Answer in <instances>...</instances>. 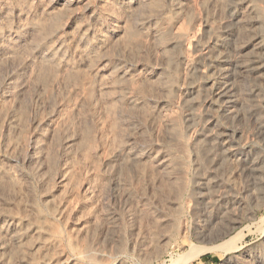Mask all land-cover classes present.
Wrapping results in <instances>:
<instances>
[{"label": "rangeland", "instance_id": "obj_1", "mask_svg": "<svg viewBox=\"0 0 264 264\" xmlns=\"http://www.w3.org/2000/svg\"><path fill=\"white\" fill-rule=\"evenodd\" d=\"M116 1L0 0V255L264 264V0Z\"/></svg>", "mask_w": 264, "mask_h": 264}, {"label": "bare ground", "instance_id": "obj_2", "mask_svg": "<svg viewBox=\"0 0 264 264\" xmlns=\"http://www.w3.org/2000/svg\"><path fill=\"white\" fill-rule=\"evenodd\" d=\"M66 1V0H65ZM118 1V0H117ZM116 1V2H117ZM122 1V0H121ZM120 1V2H121ZM133 1V4H134V2H136L137 3V1L138 0H132ZM218 1V0H217ZM257 1V0H256ZM3 2V1H2ZM5 2V1H4ZM119 2V3H120ZM189 2V1H188ZM188 2H186V3H188ZM129 3V2H128ZM214 3V2H213ZM2 4V3H1ZM126 4V3H125ZM220 4V3H219ZM242 4H245V6L247 5V7H248V10L249 11H247V12H249L250 13V11L252 12L256 7H257V5H256V3H255V0H226L225 1V5L229 8V13H231V14H233L234 15V17H235V19H236V21L235 22H237V20H238V22L239 23H241L242 22V19L243 18H238V12H239V9H241V7H242ZM259 4V3H258ZM116 5V4H115ZM123 5V4H122ZM138 5V4H137ZM210 5V4H209ZM21 6V5H20ZM69 6V5H68ZM131 6V5H130ZM244 6V5H243ZM70 7V6H69ZM134 7V6H133ZM247 7H244V9H246ZM92 8V7H91ZM130 8H132V6L130 7ZM135 8V7H134ZM178 11H183L184 9H185V7H184V4L182 3V1L181 0H177V2H176V7H175ZM243 8V7H242ZM128 9V8H127ZM136 9V8H135ZM143 9V8H142ZM132 10V9H131ZM247 10V9H246ZM256 10V9H255ZM89 11V10H88ZM143 11V10H142ZM240 11H242V9L240 10ZM131 12V11H130ZM15 13V12H14ZM67 13V12H66ZM139 13V12H138ZM52 14V13H51ZM14 15V14H13ZM23 15H24V13H23ZM93 16V15H92ZM134 16V15H133ZM132 16V17H133ZM243 16V15H242ZM1 17V16H0ZM115 17V16H114ZM233 17V16H232ZM240 17V16H239ZM47 18V17H46ZM48 18H49V16H48ZM92 18V17H91ZM111 18V17H110ZM231 18V17H230ZM252 18V17H251ZM24 19V18H23ZM86 20V19H85ZM142 20V19H141ZM231 20V19H230ZM244 20V19H243ZM26 21V20H25ZM79 22V21H78ZM96 22V21H95ZM133 22V21H132ZM131 22V23H132ZM237 22V23H238ZM239 23H238V25H239ZM101 25V24H100ZM13 26V25H12ZM133 26V25H132ZM86 28V27H85ZM84 28V29H85ZM115 28V27H114ZM118 28V27H117ZM101 29V28H100ZM80 31V30H79ZM102 31V30H101ZM88 33V32H87ZM115 33V32H114ZM32 34V33H31ZM215 37V36H214ZM15 38V37H14ZM19 38V37H18ZM243 39V38H242ZM254 39H255V37H254ZM175 40V39H174ZM55 41V40H54ZM251 41V40H250ZM257 42H255V40H254V42H248L249 44V46L251 47L250 49H253V48H255V45H258L259 46V44H261L262 43V39H258L257 38V40H256ZM22 45V44H21ZM61 45V44H60ZM91 45V44H90ZM246 46V45H245ZM82 47V46H81ZM247 47V46H246ZM16 48V47H15ZM61 48V47H60ZM262 48V47H261ZM18 51V50H17ZM64 51V50H63ZM49 52V51H48ZM71 52H73V51H71ZM93 52V51H92ZM15 53H18V52H15ZM36 53V52H35ZM4 54V53H3ZM51 55V54H50ZM24 56V55H23ZM2 57V56H1ZM37 57H38V55H37ZM40 57V56H39ZM10 59V58H9ZM29 59V58H28ZM39 59V58H38ZM242 62V61H241ZM233 64V63H232ZM85 65V64H84ZM81 66V65H80ZM125 66V65H124ZM239 71L240 72H242V73H246V72H248V73H251V74H257V73H259V72H261V67H262V64H258V62H256L255 60H252V58L249 56V59H247L245 62H243V63H241L239 66ZM124 68V67H123ZM36 69V68H35ZM238 69V68H237ZM263 73V72H262ZM121 74V73H120ZM223 74V73H222ZM237 76V75H236ZM248 76V75H247ZM164 80V79H163ZM242 81V80H241ZM229 82V81H228ZM22 84V83H21ZM98 86V85H97ZM25 89V88H24ZM23 89V90H24ZM22 90V89H21ZM9 91V90H8ZM101 91V90H100ZM17 92V91H16ZM249 92H251L252 93V90L250 91L249 90ZM245 93V92H244ZM221 94L222 95H225L226 97H228V101L227 102H232L233 101V93L231 92V90H229V88H227V87H225L224 89H222V92H221ZM249 94V93H248ZM197 95V94H196ZM20 96V95H19ZM21 96H22V94H21ZM20 96V97H21ZM244 96V95H243ZM128 99V98H127ZM20 100V99H19ZM142 102V101H141ZM197 102V101H196ZM232 104V103H231ZM16 106H18V105H16ZM157 111V110H156ZM11 114V113H10ZM13 114V113H12ZM11 114V115H12ZM210 114V113H209ZM237 115V114H236ZM18 117V116H17ZM5 121V120H4ZM3 121V122H4ZM123 121V120H122ZM13 122V121H12ZM17 125V124H16ZM5 126V125H4ZM260 127H261V129L264 131V120H263V122L261 121V124H260ZM217 129V128H216ZM218 130V129H217ZM6 131V130H5ZM12 131V130H11ZM224 132V131H223ZM2 133V132H1ZM19 133V132H18ZM222 133V132H221ZM49 134V133H48ZM49 135H51V133L49 134ZM212 135V134H211ZM214 135V134H213ZM220 136V135H219ZM40 137V136H39ZM51 137V136H50ZM221 137V136H220ZM209 138H210V136H209ZM213 138H215V139H218V136H215V137H213ZM67 139H69V138H67ZM42 140V139H41ZM44 140V139H43ZM212 140H214V139H212ZM218 141V140H217ZM47 143H50V142H48L47 141ZM33 144H34V142H33ZM134 148H135V146H134ZM136 149V148H135ZM218 149V148H217ZM119 153V152H118ZM147 154V153H146ZM213 154V153H212ZM1 156V155H0ZM31 156V155H30ZM131 156V155H130ZM119 157V156H118ZM139 157V156H138ZM5 158H6V156H5ZM132 160V159H131ZM5 161V160H4ZM142 161V160H141ZM6 163V162H5ZM167 163V162H166ZM165 163V164H166ZM12 165V164H11ZM10 166V165H9ZM167 166V165H166ZM4 167H6V166H4ZM2 169V168H1ZM169 169V168H168ZM11 171V170H10ZM16 172V171H15ZM1 176L2 177H5V178H7L8 177V169H7V167L6 168H4L3 169V171L1 172ZM10 176V175H9ZM200 180V179H199ZM204 180H205V178H204ZM48 195V194H47ZM5 220V219H4ZM7 221V220H6ZM5 221V222H6ZM16 221V220H15ZM12 222V221H11ZM28 225V224H27ZM19 226V225H18ZM25 226V225H24ZM32 229V228H31ZM30 229V230H31ZM33 230V229H32ZM34 233V232H33ZM2 234H3V238L4 239H6L4 242H3V245L4 246H2V247H8L7 249H4V251L5 250H7L4 254H2V255H0V262H1V264H3L4 262L6 263V260H10L11 259V256H12V249L15 247V246H17V245H19L20 247L21 246H23L24 245V243H26V239H27V237H28V234H29V232H28V230H26L25 228H16V226L14 227V226H9L5 231H3L2 232ZM35 237V236H34ZM43 237V236H42ZM41 238V237H40ZM32 239V238H31ZM43 239V238H42ZM0 240H1V238H0ZM40 240V239H39ZM41 241V240H40ZM43 241H45V240H43ZM33 243H34V240L32 241ZM37 242V241H36ZM45 244V243H44ZM49 244V243H48ZM36 244H34V246H35ZM25 246V245H24ZM45 246V245H44ZM47 246V245H46ZM50 246V245H49ZM5 247V248H6ZM29 247H30V245H29ZM33 247V246H32ZM35 247H38V246H35ZM42 248V245H41V247L39 248V249H41ZM2 249V248H1ZM24 250H25V248H23ZM28 248H26V250H27ZM32 249V248H31ZM38 249V248H37ZM207 249H209V248H207ZM33 250V249H32ZM21 251V250H20ZM34 251V250H33ZM41 252H44V251H42V250H40ZM31 252V251H30ZM36 253L37 252H35V255H36ZM48 253V252H47ZM197 253V252H196ZM27 254H28V251H27ZM40 254V253H39ZM42 254V253H41ZM35 255H33L30 259H29V261L27 262V264H50L51 263V261H49L50 259L48 258H46V257H44V256H42V255H39V256H35ZM44 255V254H43ZM45 255H46V253H45ZM197 254H195V253H189V254H187V255H185V256H183V257H179L177 260H176V262L178 263H186V262H188V261H190L191 259H193L195 256H196ZM24 256V255H23ZM26 257V256H25ZM28 257V256H27ZM26 257V258H27ZM48 257V256H47ZM13 258H14V256H13ZM12 258V259H13ZM54 259V258H53ZM14 260H17V259H15L14 258ZM14 260H12V262L11 263H13V261ZM19 260V259H18ZM11 261V260H10ZM8 263H6V264H9V261H7ZM50 262V263H49ZM21 263V262H20ZM23 263V262H22ZM14 264V263H13ZM24 264V263H23Z\"/></svg>", "mask_w": 264, "mask_h": 264}]
</instances>
